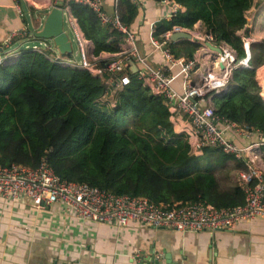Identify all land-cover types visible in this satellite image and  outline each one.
Segmentation results:
<instances>
[{
	"label": "trees",
	"instance_id": "trees-1",
	"mask_svg": "<svg viewBox=\"0 0 264 264\" xmlns=\"http://www.w3.org/2000/svg\"><path fill=\"white\" fill-rule=\"evenodd\" d=\"M177 1L187 11L175 13L171 22H160L157 37L173 24L192 28L201 22L216 39L235 48L238 60L246 56L237 32L246 25L253 6L264 9V0ZM70 5L93 42L95 55L119 50L122 32L104 25L87 5L74 1ZM137 13L130 2L121 3L120 16L125 23H133ZM179 44L171 45L177 56H193L199 45L186 39ZM250 50L248 65L235 68L228 91L213 96L212 103L216 114L264 131L263 78L259 79V91L257 84V70L264 64V41L252 42ZM2 54L3 165L21 163L36 168L47 161L64 179L117 194L147 196L155 203L202 200L229 207L245 202L239 183L222 186L218 178L226 165L242 169L244 163L218 147H206L202 155L193 153L186 134L175 130L164 98L152 93L136 73H130V84L111 107L104 98V80L85 68L54 61L49 49L24 47Z\"/></svg>",
	"mask_w": 264,
	"mask_h": 264
},
{
	"label": "built area",
	"instance_id": "built-area-1",
	"mask_svg": "<svg viewBox=\"0 0 264 264\" xmlns=\"http://www.w3.org/2000/svg\"><path fill=\"white\" fill-rule=\"evenodd\" d=\"M71 1L87 5L104 25L123 33L118 51L94 54V44L86 37L73 14ZM65 2L59 7L63 10V20L67 15V24L78 44L80 63L74 62L70 56L58 55L51 45L46 48L37 44L27 47L39 51L49 49V57L54 61L85 68L104 80L107 89L116 86L119 92L130 84V73H136L152 93L164 98L176 131L186 134L195 154L206 147H218L244 163L245 167L238 172V181L244 189L245 202L229 207H217L202 200L155 203L147 196L117 194L86 182L64 179L47 161L36 168L21 163H0V198L12 205L29 201L38 209L60 204L65 212L82 221L114 222L120 226L137 221L155 228L172 227L181 232L232 230L240 221L264 216V131L216 114L212 103L213 96L229 89L235 68L249 63L251 39L246 27L239 33L246 56L238 60L234 47L216 39L201 22L192 28L173 24L157 37L155 32L160 22H171L175 13L187 11V7L177 0H113L112 13L107 11V0ZM123 2H130L138 10L140 19L145 18L149 4L156 2V18L147 29L135 28L132 23L127 24L121 19ZM143 31H148L149 44L162 58L161 65L155 66L149 61V56L154 53L141 50L139 41ZM179 32L190 33L192 38L186 40L199 43L193 56L185 53L177 56L171 50V45L183 40L172 39V35ZM18 36L28 37L29 31L26 28L12 31L2 46L4 52L10 50ZM177 80H180V88Z\"/></svg>",
	"mask_w": 264,
	"mask_h": 264
},
{
	"label": "crops",
	"instance_id": "crops-1",
	"mask_svg": "<svg viewBox=\"0 0 264 264\" xmlns=\"http://www.w3.org/2000/svg\"><path fill=\"white\" fill-rule=\"evenodd\" d=\"M62 1L0 0V46L12 31L26 28L30 36L16 37L10 49L27 47L36 40L34 33L42 29L51 9ZM113 9V0H107V11ZM157 12V3L149 4L145 18L136 17L133 27L147 29ZM139 45L143 53H154L149 56L153 65L162 64L149 44L148 31L141 32ZM176 84L181 87L180 80ZM116 88L106 90L111 107L119 97ZM239 170L223 167L218 174L222 186L239 183ZM63 208L55 204L38 209L29 201L12 205L0 198V264H153L154 254L159 264H264V216L240 221L232 230L181 232L137 221L125 226L82 221Z\"/></svg>",
	"mask_w": 264,
	"mask_h": 264
},
{
	"label": "rangeland",
	"instance_id": "rangeland-1",
	"mask_svg": "<svg viewBox=\"0 0 264 264\" xmlns=\"http://www.w3.org/2000/svg\"><path fill=\"white\" fill-rule=\"evenodd\" d=\"M256 1H258V0H256ZM259 12L261 14L258 15L257 22H255V17L257 15V13H259ZM247 19H248V23H247L246 29H247V31H249V37L248 38L251 39V42L264 41V9L261 6L260 7L259 6H254L247 13ZM30 23H31V19H30ZM67 23H68V18H67V15L65 14L64 29L67 32V34H68V36H69V38H70V40L72 41V44H73V52L70 55V58L74 62L80 63V61H81V53L79 51L78 44H77V42L75 40L74 34H73L72 30L70 29V27H69V25ZM31 28H32V31H34L33 27H31ZM199 28L202 29V26H200ZM33 44H37V45H39L42 48H46L48 45H51L53 47V50L58 55H62V54H60L58 48L56 47L55 42L53 41V39L36 38V40L34 39L32 42H30L29 45H33ZM13 49L14 48H12L10 50H7L6 52L11 51ZM251 55H252V52H251ZM260 78H263V80H264V65L259 67V69L257 70V81H258V84H259V79ZM234 178L236 179V173L234 174Z\"/></svg>",
	"mask_w": 264,
	"mask_h": 264
},
{
	"label": "water",
	"instance_id": "water-1",
	"mask_svg": "<svg viewBox=\"0 0 264 264\" xmlns=\"http://www.w3.org/2000/svg\"><path fill=\"white\" fill-rule=\"evenodd\" d=\"M35 36L37 38L53 39L56 47L62 55H70L73 51L72 41L64 29L63 10L61 7L55 6L51 9L46 17L43 28L35 32ZM191 38V34L187 32H179L172 35L173 40ZM216 49L218 52H221V49ZM2 52H4V49L0 46V53ZM167 257L169 256L167 255ZM151 260H153V264H159L158 258H156L155 254Z\"/></svg>",
	"mask_w": 264,
	"mask_h": 264
},
{
	"label": "bare ground",
	"instance_id": "bare-ground-1",
	"mask_svg": "<svg viewBox=\"0 0 264 264\" xmlns=\"http://www.w3.org/2000/svg\"><path fill=\"white\" fill-rule=\"evenodd\" d=\"M263 97H264V95H263Z\"/></svg>",
	"mask_w": 264,
	"mask_h": 264
}]
</instances>
